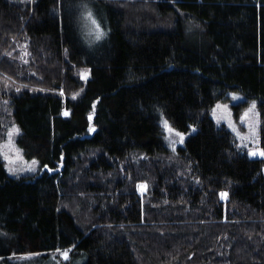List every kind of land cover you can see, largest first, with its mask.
Here are the masks:
<instances>
[{
    "label": "trees",
    "instance_id": "16d2710c",
    "mask_svg": "<svg viewBox=\"0 0 264 264\" xmlns=\"http://www.w3.org/2000/svg\"><path fill=\"white\" fill-rule=\"evenodd\" d=\"M230 91L257 101L264 150V0H0V111L47 165L0 160V264H264V157L209 116Z\"/></svg>",
    "mask_w": 264,
    "mask_h": 264
},
{
    "label": "rangeland",
    "instance_id": "374dc122",
    "mask_svg": "<svg viewBox=\"0 0 264 264\" xmlns=\"http://www.w3.org/2000/svg\"><path fill=\"white\" fill-rule=\"evenodd\" d=\"M88 11L89 10L85 9L81 4L80 13H82L83 17H86V13ZM91 13L96 19L97 11L94 12L92 10ZM93 36H95V32L93 33ZM227 96L228 97L225 101L216 103L209 110L210 118L217 127L223 126L232 134L235 144L240 150L249 152L250 150L257 149L259 129L257 101L254 99H247L239 92L230 91L227 93ZM234 96L236 97L235 99L233 98ZM253 103H255L254 109H252ZM250 109L252 110L250 111ZM163 121L165 120L163 119L161 123L163 130V141L169 150V156L173 157L175 148H177L182 143L181 137L176 136L175 133L170 134L165 132ZM14 126L15 128L19 129V132L18 134H14L9 141L8 132ZM237 133H239V135H237ZM19 134L20 128L18 124H16L14 121L12 122L9 115L8 106L5 102H3L2 109L0 111V146H2L0 147V153H2L0 154V160L3 163L4 170L7 176L10 178L19 179L36 176L42 173L45 167L41 166L38 159L26 158L23 155L21 147L17 142ZM185 138H183V140ZM5 157H7V159H5ZM254 157L260 158L261 156L257 155ZM33 161L36 163L34 164ZM10 168L14 170V173L9 171ZM30 168L33 170H29ZM262 172L264 173V167ZM141 186L142 184L139 185L140 192L143 191ZM70 251L71 249L9 256L5 259V264H82V262L79 260L72 261V259L69 258L68 255L70 254ZM63 253L67 254V259H65ZM216 258L221 261L222 264H230L222 262V259L219 256ZM1 260L3 259H0V261ZM215 261L219 262L217 260Z\"/></svg>",
    "mask_w": 264,
    "mask_h": 264
},
{
    "label": "snow or ice",
    "instance_id": "6c2138e0",
    "mask_svg": "<svg viewBox=\"0 0 264 264\" xmlns=\"http://www.w3.org/2000/svg\"><path fill=\"white\" fill-rule=\"evenodd\" d=\"M85 7H86V6H85ZM86 18L89 19V20L91 21L92 25L94 26V29H95V38H96V39H100L101 36L103 35V30H102L100 24H99V23L96 21V19L93 17V14L91 13V11H88V12L86 13ZM233 98L235 99L236 97L234 96ZM254 108H255V103H253V105H252V109H254ZM252 109H250V111H251ZM65 115H67V113H65ZM163 127H164L165 132L170 133V134H171V133H175L176 136L181 137V141L183 140V134L180 133V132H178V131H176L175 129H173V128L168 124V122H167L166 120L163 121ZM90 130H91V129H90ZM18 132H19V129H18V128H15V126H14L12 129H10L9 132H8L9 141L11 140V137H12L14 134H18ZM237 135H239V133H237ZM0 147H2V146H0ZM0 154H2V153H0ZM248 154H249L250 156H257V155H259V156H261V157H264V150H259V149H257V150H250ZM5 159H7V157H5ZM33 163L35 164L36 162L33 161ZM45 167H47V165H45ZM29 170H33V169L30 168ZM9 171L14 173V170L11 169V168L9 169ZM141 187L143 188L144 186L142 185ZM221 195H222V196H226L225 193H222ZM58 251H59V250H58ZM63 255H64L65 259H67V254H66V253H63Z\"/></svg>",
    "mask_w": 264,
    "mask_h": 264
}]
</instances>
